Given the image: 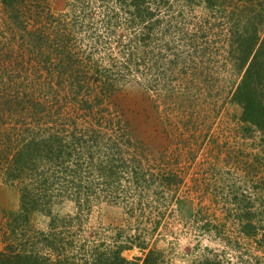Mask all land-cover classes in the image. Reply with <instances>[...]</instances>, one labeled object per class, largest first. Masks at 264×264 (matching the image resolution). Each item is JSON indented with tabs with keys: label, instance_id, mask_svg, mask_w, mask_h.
Here are the masks:
<instances>
[{
	"label": "rangeland",
	"instance_id": "obj_1",
	"mask_svg": "<svg viewBox=\"0 0 264 264\" xmlns=\"http://www.w3.org/2000/svg\"><path fill=\"white\" fill-rule=\"evenodd\" d=\"M72 3L75 1L27 0L21 5L16 2L15 7L0 0V114L11 122L0 115V128L12 125L17 133L25 132L28 125L16 123L19 114H8L6 99L16 92L22 95L26 89L37 96V75L42 71L44 79L45 71L34 72L41 62L38 54L42 47L35 46L39 40L34 36L48 34L54 39L65 35L70 28L61 27L66 25L62 14ZM202 5L192 6L188 15H202ZM53 20L59 23L55 25ZM214 28L219 31V27ZM118 31L124 33L127 43L123 56L120 49L113 52L118 54L115 62L124 63L125 76L113 78L115 85L104 106L123 120L137 150L144 151L148 166L172 170L181 181L173 185L171 192L164 188L165 194L152 183L144 191L133 189V195L143 194V201L131 198L115 203L98 197L83 204L79 199L54 196L49 212L38 211L20 225L9 216V212L20 210V191L0 177V253L8 251L11 255L5 258V264H21L10 247L32 254L43 264H89L90 256L83 253H90L93 243L100 249L119 246L122 256L139 258V264L144 263L149 249L157 264H205L207 258L212 264H264L262 133L248 129L242 121L243 107L235 97L245 69L227 62L228 47L222 49L221 44L212 43L205 60L210 59L215 72L209 83L200 85L206 90L182 106L179 100L170 98L164 81H160V53L137 42V30L123 27ZM225 33L229 34L227 29ZM218 36L224 37H213ZM43 47V56L56 57L53 50ZM113 48V43H106L105 48L99 46V53L104 56ZM199 54L188 53L193 57ZM129 59L142 62L137 70L132 65L133 74L128 76ZM145 63L150 64L146 72ZM88 83L90 86L81 94L92 101L100 86L94 80ZM256 84L253 98L264 101V91L258 81ZM71 90L74 88L68 83L59 82L57 92L62 98L72 99ZM98 108L96 104L90 110L95 113ZM64 111L79 126L84 119L82 113L87 112L72 103L66 104ZM146 226L153 233L147 238L144 252L140 242L133 244L131 240L143 234ZM69 227L74 233L66 236L74 239L73 245L63 244L61 249L55 243L63 240L62 229ZM87 241L90 246L83 252L81 245Z\"/></svg>",
	"mask_w": 264,
	"mask_h": 264
},
{
	"label": "trees",
	"instance_id": "obj_2",
	"mask_svg": "<svg viewBox=\"0 0 264 264\" xmlns=\"http://www.w3.org/2000/svg\"><path fill=\"white\" fill-rule=\"evenodd\" d=\"M4 1L15 7L16 2L19 5L27 2ZM74 1L62 14L66 25L61 27L70 28L65 35L54 39L48 34L34 36L39 40L35 46L42 45L41 54H38L41 62L36 59L39 64H36L34 72L45 71L44 79L41 78L42 71L37 75L40 80L36 87L39 89L37 96L26 89L22 95L16 92L6 99L8 114H19L16 123L28 125L21 133H17L12 125L0 128V173L1 170L3 172L0 177L3 183L20 191V210L9 212L12 221L23 225L38 211L49 212L54 196L79 199L83 204H89L98 197L115 203L131 198L143 201V194L133 195V189L144 191L152 183L155 188L162 191L166 188L171 192L173 185L181 181L172 170L167 172L159 169V165L148 166L144 151L137 150L123 120L104 106L115 85L113 78L124 75V63L115 62L118 54L113 52L120 49L123 56V46L127 42L124 43V33L118 31L123 27L137 30V42L144 48L155 50L157 55L160 53L158 66H163L159 72L162 73L160 81H164L170 98L179 100L182 106L206 90L200 85L209 83L210 76L215 72L210 59L205 60L212 43L221 44L222 49L228 47L227 62L239 66L240 70L245 69L235 95L243 107L242 121L251 131L262 133L264 146V116L261 110H264V101H257L255 96L253 98L257 81L261 91H264V1ZM199 4H203L204 13L200 16L188 15V10ZM53 22L55 25L59 23ZM214 27H219V31L216 32ZM225 29L229 34L225 33ZM216 35L224 37H213ZM105 42L113 43L114 48L102 56L99 46L105 48ZM43 46L53 50L56 57L50 54L43 56ZM190 52L200 54L193 57L188 55ZM141 62L129 59L126 75L133 74L131 66L135 65L137 70ZM78 63H81V68ZM144 65L146 72L150 64ZM93 80L99 84L100 90L91 101L81 91L90 86L88 81ZM59 82L74 88L71 90L72 99L58 95ZM68 103L87 111L81 112L84 118L81 126L65 113ZM96 104L100 109L94 113V109H90ZM2 119L11 123L6 115ZM62 232L65 237L55 244L64 249L63 244L73 245L74 239L69 236L74 232L71 227L62 229ZM68 232L69 236H66ZM151 232L146 226L143 234L132 238L131 242H140V248L145 252ZM88 242L82 243L83 252L90 246ZM92 245L90 253H83L90 256L89 264H139V258L129 260L122 256L119 246L105 248L107 244L105 249H100L96 244ZM10 248L21 264H43L32 254H25L21 249L19 253L18 249ZM7 252L0 253V264H5V258L11 257ZM154 256L152 249L147 250L143 264H157ZM205 260V264H212L209 258Z\"/></svg>",
	"mask_w": 264,
	"mask_h": 264
}]
</instances>
